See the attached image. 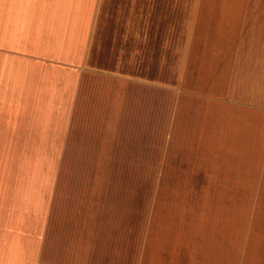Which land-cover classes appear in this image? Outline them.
<instances>
[{
	"label": "crops",
	"instance_id": "crops-1",
	"mask_svg": "<svg viewBox=\"0 0 264 264\" xmlns=\"http://www.w3.org/2000/svg\"><path fill=\"white\" fill-rule=\"evenodd\" d=\"M160 143L209 181L156 184L190 193L120 264H264V0H0V264H101L49 246V160Z\"/></svg>",
	"mask_w": 264,
	"mask_h": 264
},
{
	"label": "rangeland",
	"instance_id": "rangeland-1",
	"mask_svg": "<svg viewBox=\"0 0 264 264\" xmlns=\"http://www.w3.org/2000/svg\"><path fill=\"white\" fill-rule=\"evenodd\" d=\"M167 146L160 143L159 150H145L140 159H50L49 246L61 248L60 257L72 261L84 234L95 228L93 240L99 248L94 256L96 263L120 264L122 238L131 247L137 231L148 229L153 201L161 200L157 203L159 210H175L180 206L168 200L169 194L182 199L190 193L155 190L156 184L209 181L199 161L192 158L182 164ZM212 169L216 170L210 181H219V168ZM106 170L119 173H105ZM81 257L84 261L87 256Z\"/></svg>",
	"mask_w": 264,
	"mask_h": 264
}]
</instances>
